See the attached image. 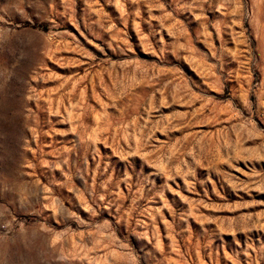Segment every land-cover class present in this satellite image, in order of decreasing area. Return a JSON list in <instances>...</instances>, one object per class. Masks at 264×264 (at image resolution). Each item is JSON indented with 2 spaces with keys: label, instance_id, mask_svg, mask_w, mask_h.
Masks as SVG:
<instances>
[{
  "label": "rangeland",
  "instance_id": "obj_1",
  "mask_svg": "<svg viewBox=\"0 0 264 264\" xmlns=\"http://www.w3.org/2000/svg\"><path fill=\"white\" fill-rule=\"evenodd\" d=\"M0 264H264V0H0Z\"/></svg>",
  "mask_w": 264,
  "mask_h": 264
}]
</instances>
